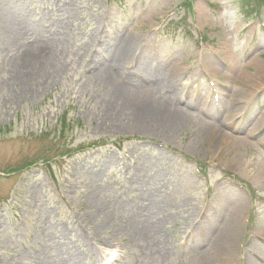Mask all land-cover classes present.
Instances as JSON below:
<instances>
[{
    "label": "rangeland",
    "instance_id": "obj_1",
    "mask_svg": "<svg viewBox=\"0 0 264 264\" xmlns=\"http://www.w3.org/2000/svg\"><path fill=\"white\" fill-rule=\"evenodd\" d=\"M261 67L264 0H0V264H196L228 226L204 264H264ZM150 100L184 129L134 131Z\"/></svg>",
    "mask_w": 264,
    "mask_h": 264
},
{
    "label": "bare ground",
    "instance_id": "obj_2",
    "mask_svg": "<svg viewBox=\"0 0 264 264\" xmlns=\"http://www.w3.org/2000/svg\"><path fill=\"white\" fill-rule=\"evenodd\" d=\"M19 32H20V30L15 31L13 29V22H11V21L8 22L2 30V34H4V36H6V37H4V44L11 41L15 37H17ZM131 40H132L131 37L123 38L122 43H121L122 48H121V44H119L120 46H118V44H117L116 45V51L113 50L112 52H110V54H109L110 57L108 55L109 59H111V62L108 63V65L103 64L104 62L108 61L107 58H103L101 62H97L96 66L100 65L99 66L100 68L98 70L100 72L106 71L107 73H110L111 63H114L116 65L124 64L128 52H125L123 54V51H124L123 48L128 49L129 45L131 43ZM119 42H121V40ZM261 69H262V71H260ZM261 73H264L263 67L256 69L255 75H258ZM108 77L111 79V75H108ZM157 79L160 83H166L167 81L170 80V78H168V79L165 77L159 78V76L157 77ZM153 100H150V102L144 101L142 106L138 107V111L137 110L135 111L137 114H133V118L136 119V124H135V126H133L132 129H134V131H138V132H141V133H144L147 135L152 134V133L156 132V130H158V132L161 134V137L164 139L170 138L171 135H173L175 132L182 131L185 127V122H186V120H188V118H186L184 115L181 114L180 109L179 108L172 109L170 106H168V104H160L156 100H155L156 101V103H155V102H153ZM227 121L228 120H226L225 126L227 125ZM261 123L262 122L260 120L257 121L256 123H254V125H252V128H256L257 126H260ZM202 125H203L202 127L198 126V129L196 130L197 135H200L202 137L204 134H207V133L213 134L215 132V129H213V127L209 126L208 124L202 123ZM149 127L150 128L153 127L152 130H150ZM242 135H244V136L246 135L245 138L251 139V133L249 130L248 131L246 130L244 132V134H242ZM234 141L237 142L238 143L237 145L240 147H241V145L243 147H247V146L251 147V145H249L247 143V141H244V140H234ZM262 163L264 164V158H262ZM231 164H234V162L231 161ZM141 195L143 197L144 196L149 197V196H151V193L148 192L147 190L145 191L144 189H142ZM152 218H153V216H152ZM152 218L150 220L148 219V221H149L148 225H149V229H150L148 233H150L153 236V235L158 234L160 222L158 220H152ZM194 218H196V217H194ZM227 222L230 224V226H233V224L236 226L237 216H235V215L231 216ZM101 228L102 227H100V229ZM226 228H224L225 230H224L223 234L220 235V237L218 236L213 241V244L210 246V248L207 252L208 257L214 259L213 263H217L215 259H217L218 252L220 251L219 247L222 245L221 237L230 235L229 226H228V229H226ZM192 251H193L192 255H193V258H194V261L196 262V264H204L203 260H204V258H206L207 253H205V254L199 253V252H197V250H192ZM209 262H210V260H209Z\"/></svg>",
    "mask_w": 264,
    "mask_h": 264
}]
</instances>
